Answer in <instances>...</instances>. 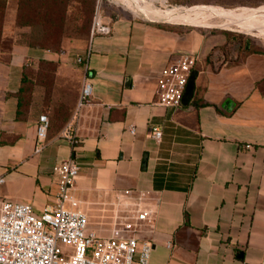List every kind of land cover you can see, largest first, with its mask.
I'll use <instances>...</instances> for the list:
<instances>
[{
  "label": "crops",
  "instance_id": "0c3cea01",
  "mask_svg": "<svg viewBox=\"0 0 264 264\" xmlns=\"http://www.w3.org/2000/svg\"><path fill=\"white\" fill-rule=\"evenodd\" d=\"M128 11L104 12L110 35L66 39L58 53L28 44L33 30L16 26L17 6L7 15L0 199L43 211L58 192L57 165L72 159L81 167L72 194L101 237L117 228L121 195L148 193L152 221H131V235L152 243L150 264H264V52L250 51L264 45L248 44L238 63L214 71L207 57L227 39ZM200 53L193 101L161 106L162 70ZM42 62L58 65L54 92L37 88L19 118L25 68L38 72ZM87 79L92 97L79 107ZM59 108L69 110V120L39 143L40 116L51 121ZM154 127L163 131L160 143L151 137ZM68 132L80 139L76 148Z\"/></svg>",
  "mask_w": 264,
  "mask_h": 264
},
{
  "label": "built area",
  "instance_id": "2783aa9c",
  "mask_svg": "<svg viewBox=\"0 0 264 264\" xmlns=\"http://www.w3.org/2000/svg\"><path fill=\"white\" fill-rule=\"evenodd\" d=\"M111 32L112 28L105 22L99 7L93 19L90 40L98 35L108 36ZM197 62L196 55L185 54L162 70L157 87L161 106L169 109L183 106L185 90ZM92 91V83L85 80L79 107L89 102ZM50 125L49 117L41 115L37 127L39 143L47 140ZM131 133H135L134 128ZM150 134L157 143L162 141L160 128H152ZM66 136L73 148L79 146L80 139L75 134L68 132ZM80 172V165L72 159L57 165L58 192L52 205L41 212L29 204L0 199V264H150L152 243L141 242L131 235L135 232L131 221L134 226L152 221L148 193L140 191L121 195L117 228L112 237L104 238L90 229L88 215L78 210L81 202L72 194ZM3 182L0 179V183Z\"/></svg>",
  "mask_w": 264,
  "mask_h": 264
},
{
  "label": "trees",
  "instance_id": "16d2710c",
  "mask_svg": "<svg viewBox=\"0 0 264 264\" xmlns=\"http://www.w3.org/2000/svg\"><path fill=\"white\" fill-rule=\"evenodd\" d=\"M9 3V0H0V56ZM94 10V2L89 7L86 0H19L16 26L39 31V35L28 42L30 46L58 53L62 51L63 42L71 37L68 36L66 30L72 21L73 14L78 15L74 20L80 25L76 27L78 34L86 40L89 39L92 29L89 22ZM247 46L248 44L240 38L228 37L224 46L215 48L208 55L207 62L214 71H219L224 66L238 63L241 53L247 52ZM250 51L264 52L260 49H251ZM57 69V64L48 62H42L38 72L28 67L25 68L22 88L18 93L19 118H23L28 112L33 93L37 88H42L45 93L54 92ZM260 90L264 93V81L260 85ZM69 118L70 113L67 108L53 110L50 130L62 129Z\"/></svg>",
  "mask_w": 264,
  "mask_h": 264
},
{
  "label": "rangeland",
  "instance_id": "374dc122",
  "mask_svg": "<svg viewBox=\"0 0 264 264\" xmlns=\"http://www.w3.org/2000/svg\"><path fill=\"white\" fill-rule=\"evenodd\" d=\"M9 8L6 12V17L9 13H12L13 9H16L19 0H9ZM89 7L94 2L95 10L91 15L90 27L92 28L93 18L100 7V10L104 13H113L114 10L124 12L125 10L133 11V3L123 5L121 0H86ZM146 5L152 7L156 5L159 11L176 13L180 22L184 23H170L166 25L179 26L187 29H193L207 34V36L222 37L226 40L228 37H237L243 40L246 44L259 43L264 45V0H144ZM132 6L130 8V6ZM128 7V8H127ZM168 7V8H167ZM170 7V8H169ZM173 8V9H172ZM164 10V11H163ZM178 12V13H177ZM196 12V13H195ZM204 12V13H203ZM190 18H184L191 14ZM72 14V13H71ZM132 14V13H131ZM201 14V15H199ZM78 16V15H77ZM76 15L73 14L72 21L67 27V34L71 36L68 40L74 43L85 42L86 39L78 34L77 26H80L74 22ZM133 16V14H132ZM209 16V17H207ZM222 16V17H221ZM225 16L237 17V22L229 24V21ZM250 16V17H249ZM205 17V18H204ZM8 18V22H10ZM244 18V20H242ZM247 18V19H246ZM230 19V18H229ZM232 19V17H231ZM241 19V20H240ZM249 19H251L249 21ZM191 20V21H190ZM219 20V21H218ZM223 22H221V21ZM162 22H168L161 20ZM7 23V18H6ZM6 26V24H5ZM89 26V25H88ZM87 26V27H88ZM185 30V29H184ZM91 31V30H90ZM39 35V31H33L32 35L28 37L29 41L34 40ZM227 41V40H226ZM236 50L238 48L236 47ZM195 55V54H192ZM198 61L204 59V53L196 55Z\"/></svg>",
  "mask_w": 264,
  "mask_h": 264
},
{
  "label": "bare ground",
  "instance_id": "6f19581e",
  "mask_svg": "<svg viewBox=\"0 0 264 264\" xmlns=\"http://www.w3.org/2000/svg\"><path fill=\"white\" fill-rule=\"evenodd\" d=\"M130 2H132L133 7L130 6V8H133V11L135 14L137 15H142L143 17H146L148 19H152V20H165L168 22H174V23H180V20L178 18V15H176V13H172V12H168V11H164V13L159 11V8L156 7V5L149 7L148 5H146V1L144 0H121V4L126 5L129 4ZM128 8V7H127ZM178 13V12H177ZM196 13V12H195ZM204 13V12H203ZM201 15V14H199ZM192 16V13L187 15L184 18H190ZM209 17V16H207ZM222 17V16H221ZM226 19L229 21V24H227L226 26H229L230 24L237 22V17H233V16H225ZM232 17V19H231ZM250 17V16H249ZM205 18V17H204ZM230 18V19H229ZM247 19V18H246ZM241 20V19H240ZM244 20V18L242 19ZM251 19H249L250 21ZM191 21V20H190ZM219 21V20H218ZM221 21V20H220ZM223 22V21H221ZM192 23V22H189Z\"/></svg>",
  "mask_w": 264,
  "mask_h": 264
},
{
  "label": "water",
  "instance_id": "95a60500",
  "mask_svg": "<svg viewBox=\"0 0 264 264\" xmlns=\"http://www.w3.org/2000/svg\"><path fill=\"white\" fill-rule=\"evenodd\" d=\"M198 76H199L198 70L197 69L193 70L189 78V81H188V84L185 90V94L183 97V101H182V105L185 107L190 104L191 100L194 97V93L196 89V81H197Z\"/></svg>",
  "mask_w": 264,
  "mask_h": 264
}]
</instances>
